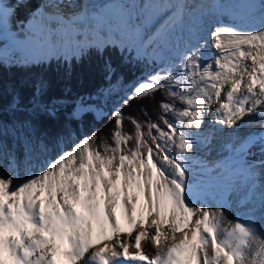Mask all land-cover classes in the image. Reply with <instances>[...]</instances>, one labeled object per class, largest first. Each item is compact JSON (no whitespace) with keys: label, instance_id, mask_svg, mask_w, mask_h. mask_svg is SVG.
<instances>
[{"label":"snow or ice","instance_id":"1","mask_svg":"<svg viewBox=\"0 0 264 264\" xmlns=\"http://www.w3.org/2000/svg\"><path fill=\"white\" fill-rule=\"evenodd\" d=\"M65 6L80 5L59 0L53 5L56 12L39 21L33 17L30 25L35 22L46 37L64 26L75 31L86 12L65 17L60 12ZM158 7L142 6L145 24ZM168 7L171 20L147 38L132 14L122 11L120 35L107 41L135 48L138 54L160 42L168 47L171 55L163 66L134 85L124 101L164 90L166 99L159 103L156 121L142 124L128 117L135 132L127 133L125 117L116 109L112 143L105 140L93 147L97 137L93 133L38 169L25 168L23 174L17 158L0 150V264H61V259L66 264H264V233L255 227L257 199L264 221V184L258 196L255 185H247L241 201L251 205L247 219L237 217L222 228L227 199L217 207L197 206V186L185 179L189 173L185 153L201 141L211 142V133L202 126L213 104H218L216 124L231 125L246 114L264 116V108L257 112L264 105V13L254 27L217 26L210 38L218 51L206 58L208 42H201L197 6L176 0ZM178 25L186 28L187 39L175 34ZM104 43L93 46L102 52ZM67 50L75 56L83 48ZM106 67L113 71L110 64ZM43 110L54 114V107ZM129 141L135 142L131 148ZM256 145L264 157V131L249 134L236 147L238 165L248 177L256 168L264 169V159L251 163L245 159L255 155L251 149ZM118 210L127 227L117 218ZM142 240L151 242L154 255L143 251ZM101 243L103 247H97ZM130 247L135 252H129Z\"/></svg>","mask_w":264,"mask_h":264},{"label":"trees","instance_id":"2","mask_svg":"<svg viewBox=\"0 0 264 264\" xmlns=\"http://www.w3.org/2000/svg\"><path fill=\"white\" fill-rule=\"evenodd\" d=\"M85 58L72 59L67 68L60 66L59 61L50 67L0 65V150L16 157L20 168L30 166L36 170L93 133L97 134L93 147L99 148L105 140L112 143V113L116 109L125 117L123 131L133 134L135 128L128 117L143 124L147 119L156 121L160 115L159 103L166 99L162 89L154 96L130 99L124 104L132 95L133 86L156 72L153 61L140 60L125 50L118 52L117 47L110 45L102 52L91 48ZM109 64L111 72L106 67ZM80 103L102 112L97 115L86 110L76 114ZM176 103L182 107L179 101ZM45 106L54 107V114L45 112ZM134 143L129 141L128 147Z\"/></svg>","mask_w":264,"mask_h":264},{"label":"bare ground","instance_id":"3","mask_svg":"<svg viewBox=\"0 0 264 264\" xmlns=\"http://www.w3.org/2000/svg\"><path fill=\"white\" fill-rule=\"evenodd\" d=\"M45 1L46 0H41L42 3ZM220 1L222 0H184V2L188 3L189 5L194 4L197 6L195 11L202 19V24L200 26L199 31V35L202 38L201 42H203V40H207L208 43L206 45L205 52L211 49V51L215 54L218 50L215 49L214 46H212L210 34L215 30L217 26L233 28L254 27L259 24L261 15L262 13H264V0H261L257 9H255L251 13L249 18L245 22L238 25H227L225 23H222L216 14L217 4ZM3 2L5 8L9 9L7 13L8 20H6L7 22L5 21L6 23L4 25L5 30L10 33L12 32L13 28L16 29L17 27L21 26V32L18 31L19 35H13L16 40L20 37H25L27 39L26 42L28 46L32 47L31 50L34 53H37L39 50H42L43 53L50 51H53L55 53H58V51H63L64 53H67L70 52L67 49L77 48V46L72 42V38H75V36H77L78 34H84L79 33V28L88 26V24H91L93 21L106 27L108 32H117L120 24V13L122 11L132 14L133 22L141 25V31L144 34L145 38H147V36L155 33L157 29L161 27V25L171 20L173 13L172 9L168 6L174 4L176 0H96V2L93 3V6L89 5L86 9L84 7H81L80 10H76L74 13L72 11L69 12L70 16L72 14H81L85 12L86 15H81L75 31H73L68 26H64L62 30H58L55 32L54 35L57 36L55 38V41L56 39L61 40L60 45H57V42H53V38L49 39V37L52 36L46 37L41 35L36 27L35 22L30 25L29 22L33 21V17L36 18V21H39L40 17L42 16L41 10L39 8L40 6L38 7V5L36 4L37 0H3ZM146 3H153L155 5H158L159 7L155 10V14L152 16L151 20H149L145 24L143 22V17L141 16V9L142 6ZM95 7H97V9ZM72 9H74V7L70 8V10ZM62 10L64 12L65 8H62ZM11 17L14 18V25H12L11 20H9ZM20 22H22L21 25L18 24ZM186 24L187 18L185 19V25ZM53 26L56 27L55 25ZM177 29H179L180 36H184V38L187 39L186 28H182V26L178 25ZM49 41H51V44ZM16 43L19 44L17 41ZM20 48L22 49L21 46ZM248 63H250V61ZM225 87L227 88L229 86L226 85ZM223 96L224 93H222L221 99H223ZM254 99L255 97L250 99L249 103L251 104L252 100ZM217 106L218 104H213L206 114V118H211L210 122H213L214 127L207 126V123L202 126L206 132L211 133V139L216 141L214 145H216L218 148H216V150L214 151L215 155L213 157L211 155V159H208V157L205 158L204 156L202 157L200 156V153H197L199 151H196L195 146H193L192 150L185 153V155L193 157L195 161L197 160L196 163L198 165L203 164L201 166H206L207 168H209L208 171L210 173L213 171V169L215 170L213 172L217 174L218 177H214L215 179L212 178L213 180H211L212 183L210 186L205 185L201 188V198L197 200V206H201V204H203L210 207H217L220 204L224 203L225 199H227L224 223L222 224V228H228L230 227L229 222L234 224L236 222L237 217L241 219H247L248 208L251 206L247 204H242L241 201L243 198H241L240 195H235L234 187H237V185L242 186L244 190L243 193L245 195V192H247L248 190L247 185L254 184L258 196L259 187L261 184H264V169L256 168L254 170V175L248 177L247 174L244 173L238 165V156L236 152V147L241 139L251 133H259L261 131H264V116L246 114L243 119L237 120L234 124H216L215 119L217 113L215 112V108ZM261 108H264V105L260 106V108L257 109V112H259ZM227 126L233 129L234 136L231 137L228 149L224 150L222 148V145H219L220 141H218L217 143V140L219 139L216 138V134H224L223 129ZM214 129H217L216 134L213 132ZM192 131L199 130L193 129ZM221 141L223 140L221 139ZM211 143H213L212 140ZM258 148L259 145H256L251 149V151L254 152L255 155L247 156L245 158L247 162L251 163L252 161L264 159V157H262L260 152L258 151ZM217 150L221 152L217 153ZM224 151L225 156L224 159H222V163L219 165L217 163L214 164L213 159H215L217 155H219V153L223 155ZM223 173H225V175L219 176V174ZM226 173H228V175H226ZM189 177L192 179L193 182L198 181H195V177H192L191 173ZM256 205L257 211L255 213V227L258 232L264 233V221L260 220L261 211L259 209L258 199L256 200ZM117 218L120 219L121 225L123 227H127L125 220L119 214V210L117 211ZM134 235L135 232L133 233V236ZM179 235L180 234L177 233V236ZM261 238L264 239V235H262ZM122 239H128L130 243L132 242V239L128 237H122ZM141 246L143 251L149 254L150 256L154 255L156 252L155 247L148 240H142ZM97 247H103V244H98ZM129 252H135V249L130 247ZM61 264H66V262L61 259Z\"/></svg>","mask_w":264,"mask_h":264},{"label":"rangeland","instance_id":"4","mask_svg":"<svg viewBox=\"0 0 264 264\" xmlns=\"http://www.w3.org/2000/svg\"><path fill=\"white\" fill-rule=\"evenodd\" d=\"M82 1L83 0H76V4L80 5V6L79 7L74 6V9H72V10H70V8H68L66 6L63 7V8H65L63 13L67 16H70L69 15L70 11H72L74 13L76 10H80V8L83 7L82 6L83 3L85 2V1H83V2ZM58 2H59V0H46L45 2L42 3L41 0H39V1L37 0L36 4L38 5V7L40 6L39 8L41 10V13L43 12L45 14V16H48V15H51L50 10L55 8V7H53V5H55ZM89 5L93 6V2H92V4L91 3L88 4V6ZM95 8L97 9V7H95ZM8 10H9L8 8H5L3 0H0V65H2L3 67L6 68L10 65L21 66V67H25V66H29V67H31V66L32 67L43 66V67H45L47 64V67H50L55 62L59 61L58 64L60 66L63 65V68H67V67L71 66V61L68 62V60L73 56L71 51L67 52L68 53L67 54V53H64L62 50H61L62 52L58 51V53L57 52L55 53L53 51L43 53L42 50H39L37 53H41V54H37L31 50L32 47L28 46V44L26 42L27 39L25 37L24 38L20 37L19 38L20 40L19 39L16 40L13 37V35H15V34H16V36L19 35L18 31L21 32V30H20L21 26L20 25L22 22L18 23V24H20V25H18L20 27H17L16 29L13 28L12 32L9 33L8 31H6L4 25L7 22L6 20H8V18H7V15L3 16V13L4 12L8 13ZM55 10H56V8H55ZM28 13H29V11H28ZM13 19L14 18H12V17L9 19V20H11L12 25L15 24ZM78 31H79V33H84V34H81V35L78 34L77 36H75V38H72L73 39L72 42L76 46H82L83 50L82 51H76L75 60L78 59L79 61H84L86 59L85 57L89 54L91 48H96L93 45H95L98 41H106V43L103 44V48L108 44H114L115 47H117L118 52H120L121 49L123 48V50H125L126 52H131L134 57H136L140 60L141 59H149L150 62L153 61L152 66H153V68L157 67L156 71H158L163 66V60H165L166 58H168L171 55V52L168 50V47H166L163 42H160L158 44H152L150 49L147 48L145 51H142L140 54L137 53V50L135 48H130V47L125 48L120 43L107 42V41L117 40L119 35H120L119 31L108 32L106 27L96 23L95 21H93L91 24H88V26L80 27ZM175 34L177 36H180L179 29L176 28ZM56 37L57 36L53 34L52 37H49V39L53 38V42H57V45H60L61 40L56 39V41H55ZM15 40L19 44H17ZM49 42L51 44V41H49ZM19 45L22 47V49L20 48ZM214 54L215 53L212 52L210 49V50L205 52V57L211 58ZM40 61H46V62L35 64L36 62H40ZM117 91H118V88L116 89V92ZM86 110L94 111L97 115L101 114V112H102L100 108L93 107V106H87L83 103L82 104L80 103L75 108V113L80 114ZM210 121H211V118H206L205 124L207 123V126L214 127L213 122H210ZM213 132L216 134L217 129H214ZM223 132H224V134H219V133L216 134V138L219 139V140H217V143H218V141H220L219 145H222V148L224 150H226V149H228V145L230 144L231 137L234 136V133H233V129L230 128L229 126L224 128ZM221 139L223 141H221ZM211 140L213 141V143H211V142L205 143V142L201 141L197 144H194V146L196 147V151H199L197 153H200V156H202V157L204 156L205 158L208 157V159H211L215 155L214 151L218 147L216 145H214V143L216 141H214L213 139H211ZM172 151H173V153H175L177 151V149L175 147H173ZM218 152H221V151L217 150V153ZM211 155H212V157H210ZM185 156H187V155H185ZM224 156H225V151L223 152V155H221L219 153V155H217L218 158L215 156L216 158L213 159V163L214 164L217 163L218 165L221 164L222 159H224ZM187 157H189V159L187 160V167L189 169V173L185 179H186L187 183L195 184L197 186L194 191H195V194L198 195V197L200 199L201 198V194H200L201 188L205 185L210 186L212 183L211 180H213L212 178H214V177L216 178L218 176H217V174H215L213 172V171H215L214 169H213V171L211 170L212 172L210 173L208 171L209 168H207L206 166H201L203 164L198 165L196 163L197 160L195 161L193 157H190V156H187ZM48 160H50V159H48ZM27 167H30V166H27ZM216 167H217V165H216ZM24 170H25L24 167L20 168L21 174H23ZM190 173H191L192 177H195V181L198 180L197 182L192 181V179L189 177ZM223 175H225V173L219 174V176H223ZM226 175H228V173H226ZM229 175H230V173H229ZM232 189H230V190H232ZM234 190H235V195H240L241 198H243L245 196L243 193L244 190H243L242 186L237 185V187H234Z\"/></svg>","mask_w":264,"mask_h":264},{"label":"water","instance_id":"5","mask_svg":"<svg viewBox=\"0 0 264 264\" xmlns=\"http://www.w3.org/2000/svg\"><path fill=\"white\" fill-rule=\"evenodd\" d=\"M261 0H222L217 4L216 14L222 23L238 25L245 22L257 9Z\"/></svg>","mask_w":264,"mask_h":264}]
</instances>
